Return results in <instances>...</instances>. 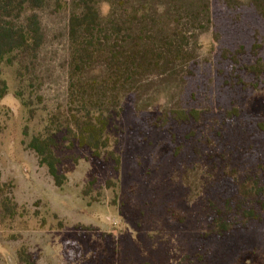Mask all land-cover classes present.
Instances as JSON below:
<instances>
[{"label": "trees", "instance_id": "1", "mask_svg": "<svg viewBox=\"0 0 264 264\" xmlns=\"http://www.w3.org/2000/svg\"><path fill=\"white\" fill-rule=\"evenodd\" d=\"M102 4L109 7L106 14ZM47 8L68 14L66 100L27 147L55 184L66 181L64 151L79 149L119 172L128 138L142 146L147 132L161 131L165 138L149 157L165 140L160 144L171 151L163 164L182 162L185 171L200 164L204 195L213 171L223 173L221 195L207 197L202 236L225 237L234 241L231 248L239 247L252 227L264 247L263 159L253 144L247 163L248 151H242L247 135L251 141L264 137V114L243 115L238 99L246 78L257 89L264 77V0H0V101L12 93L28 119L34 117V95L26 92L33 91L30 74L45 41L40 12ZM206 33L217 46L216 63L201 60ZM6 69L14 73L13 90ZM226 87L232 95L225 92L224 100ZM10 116L11 109L0 104V133ZM217 126L232 132L235 153L209 143ZM112 186L108 180L106 187ZM9 187L0 174L2 218H13L18 207Z\"/></svg>", "mask_w": 264, "mask_h": 264}, {"label": "rangeland", "instance_id": "2", "mask_svg": "<svg viewBox=\"0 0 264 264\" xmlns=\"http://www.w3.org/2000/svg\"><path fill=\"white\" fill-rule=\"evenodd\" d=\"M108 10L107 4L101 5L103 14ZM40 13L45 41L30 74L33 91L26 92L34 95V117L27 118L12 93L0 101L11 109L0 133V174L10 184L9 195L18 206L13 218L0 216V264H264L263 242L252 227L239 247L231 248L234 241L225 237L214 241L202 236L207 197L221 195L218 179L223 173L220 168L213 171L211 188L204 195L205 170L200 164L190 171L184 170L182 162L170 168L163 164L171 151L169 145L160 144L165 140L149 157L154 144L165 138L161 131L147 132L142 146L128 138L119 172L84 151L66 150L67 160L60 167L66 181L60 187L55 184L27 144L66 100L68 14L53 13L52 8ZM201 43V60L216 63L212 35L203 34ZM262 55L264 62V50ZM5 73L13 90L14 73L11 69ZM245 80L248 84L241 87L245 90L238 98H243V115L264 114V77L257 89H250L249 79ZM225 92L232 95L226 87L224 100ZM164 101L161 97L158 103ZM211 135L210 144L221 143L236 152L227 128L217 126ZM251 144L264 162V137L251 141L249 135L242 143V151H248L245 162L253 155ZM108 180L113 182L111 188L106 187Z\"/></svg>", "mask_w": 264, "mask_h": 264}]
</instances>
